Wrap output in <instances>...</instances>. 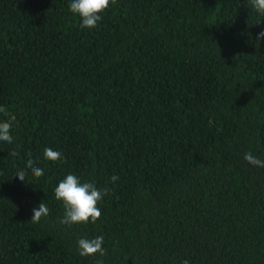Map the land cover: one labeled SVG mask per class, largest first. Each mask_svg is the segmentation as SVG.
Here are the masks:
<instances>
[{
  "label": "trees",
  "instance_id": "1",
  "mask_svg": "<svg viewBox=\"0 0 264 264\" xmlns=\"http://www.w3.org/2000/svg\"><path fill=\"white\" fill-rule=\"evenodd\" d=\"M70 3L0 0V264H264V167L244 159L264 160V17L116 0L89 29ZM68 174L111 190L96 223H60ZM96 236L105 255L81 256Z\"/></svg>",
  "mask_w": 264,
  "mask_h": 264
},
{
  "label": "clouds",
  "instance_id": "2",
  "mask_svg": "<svg viewBox=\"0 0 264 264\" xmlns=\"http://www.w3.org/2000/svg\"><path fill=\"white\" fill-rule=\"evenodd\" d=\"M116 0H71L69 8L72 13L77 14L82 22L81 27L89 29L95 28L99 21L102 20V14L109 8L110 4L114 5ZM250 4L258 14L264 17V0H250ZM257 41L264 39V30L257 33ZM0 113H5L7 119L0 120V141L11 144L13 142L12 128L16 122L15 115H9L5 107L0 106ZM44 157L50 161H59L63 159L59 151L52 148H45ZM244 159L251 165L264 167V160L254 156L251 152L244 154ZM28 168L36 177L44 175L42 168L33 167V161H28ZM21 182H25L24 171H18L16 174ZM119 179L118 176L111 177L112 182ZM111 190L108 188L100 189L93 182H82L75 174L66 175L54 190L55 198L61 201L64 207V216L60 223L71 227L74 224L96 223L102 216L99 202L104 196L108 195ZM49 215L48 206L41 202L38 208L33 209L31 221L40 223L42 217ZM79 254L84 257L105 255L104 237L96 236L94 238H80L77 242ZM102 264V261H97ZM182 264H189L188 260H184Z\"/></svg>",
  "mask_w": 264,
  "mask_h": 264
}]
</instances>
